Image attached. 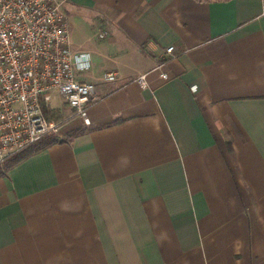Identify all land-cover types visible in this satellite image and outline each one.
<instances>
[{"label":"crops","instance_id":"0c3cea01","mask_svg":"<svg viewBox=\"0 0 264 264\" xmlns=\"http://www.w3.org/2000/svg\"><path fill=\"white\" fill-rule=\"evenodd\" d=\"M61 1L98 99L0 177V264H264V0Z\"/></svg>","mask_w":264,"mask_h":264},{"label":"built area","instance_id":"2783aa9c","mask_svg":"<svg viewBox=\"0 0 264 264\" xmlns=\"http://www.w3.org/2000/svg\"><path fill=\"white\" fill-rule=\"evenodd\" d=\"M61 5V0H0V163L43 135L58 133L59 123L47 117L55 94L74 115H83L98 99L95 83L79 76L90 69L91 55L72 49ZM96 36L106 33L100 30ZM164 54L172 56L174 46ZM153 70L168 78L161 64ZM147 74L135 79L142 88L148 85ZM117 76L107 70L101 80Z\"/></svg>","mask_w":264,"mask_h":264},{"label":"trees","instance_id":"16d2710c","mask_svg":"<svg viewBox=\"0 0 264 264\" xmlns=\"http://www.w3.org/2000/svg\"><path fill=\"white\" fill-rule=\"evenodd\" d=\"M48 119L57 120V116L54 112L47 113ZM60 141L53 133H48L43 135L38 141L32 143L31 145L25 147L24 149L17 151L13 154L8 155L2 163H0V177L6 175L7 171L12 168L17 163L24 160L29 155L46 148L47 146Z\"/></svg>","mask_w":264,"mask_h":264},{"label":"rangeland","instance_id":"374dc122","mask_svg":"<svg viewBox=\"0 0 264 264\" xmlns=\"http://www.w3.org/2000/svg\"><path fill=\"white\" fill-rule=\"evenodd\" d=\"M56 101H57V100H56V99H54V101H53V102H54V105H56V104H57V103H56Z\"/></svg>","mask_w":264,"mask_h":264}]
</instances>
